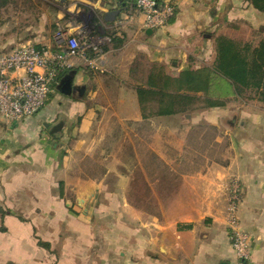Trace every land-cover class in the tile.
I'll list each match as a JSON object with an SVG mask.
<instances>
[{"label":"crops","instance_id":"1","mask_svg":"<svg viewBox=\"0 0 264 264\" xmlns=\"http://www.w3.org/2000/svg\"><path fill=\"white\" fill-rule=\"evenodd\" d=\"M57 1L63 5L47 11V31L23 44L64 54L66 40L57 41L55 34L62 31L68 37H78L82 24L69 22L67 16L79 11L90 14L91 35L104 39L98 52L88 50L85 57H67L63 68L68 72L57 79L36 114L12 123L0 116V264L20 261L17 229L26 232L25 240L33 236L31 227L35 224L22 221L18 215H67V204L63 208L56 200L67 195L68 182L77 183L78 200H89L87 211L94 207L93 201L100 197L97 193L104 192V179L111 170L92 177L79 172L73 180L69 168L81 166L73 155H89L84 152L87 134L108 118L120 125L150 121L155 126L156 145L151 150L155 162L172 176L167 180L171 184L169 195L153 187L159 179L144 169V163L135 180L141 184L140 198L171 199V208L159 206L155 215L127 209L140 222L145 236L141 257L146 264L235 263L227 224L233 182L240 186L239 227L249 237L247 264H264V105L239 102V114L235 116L239 118V130L230 132L235 139L231 138L232 143L225 149L231 155L213 158L208 153L212 142L220 144L228 136V129L222 130L218 124L229 106L184 117L143 119L135 92L143 84L141 73L148 64L173 69L175 75L188 68L211 67L215 37L227 35L229 27L248 17H259L260 12L244 0H163L173 6L174 16L164 27L149 31L142 29V18L133 12L135 0ZM114 12L119 13L112 21H105L104 15ZM169 120H177L170 127L174 135L170 147L165 143ZM215 127L218 135L212 139L209 135ZM100 165L110 167L109 163ZM121 165L113 161L111 167ZM130 177L124 169L119 174L122 190L104 193L109 197H129L128 193L135 189L130 186ZM54 182L64 183L63 195L55 194ZM129 263L132 264L131 256Z\"/></svg>","mask_w":264,"mask_h":264},{"label":"rangeland","instance_id":"2","mask_svg":"<svg viewBox=\"0 0 264 264\" xmlns=\"http://www.w3.org/2000/svg\"><path fill=\"white\" fill-rule=\"evenodd\" d=\"M62 5L57 0H11V4L0 11V53L26 43L29 38L42 35L47 31V26L44 25L45 20L48 24L47 11H50V8L61 9ZM82 12H73L67 16V19L69 22L82 24V30L86 34H91V16L87 12H84L83 15ZM259 15V17H248L247 21H240L233 28L229 27L227 35L224 36L241 42L249 41L256 45L264 38V14L259 13ZM146 66V70L141 73L142 82L146 80L151 64ZM164 71L171 76L175 75L173 69L166 70L164 67ZM223 91H226L227 95L223 96L217 88H212V95H210L212 99L219 98L224 102V107L229 106L228 113L222 115L221 124H218L222 130L228 129V136L220 144L212 142L208 153L213 158L223 157V155L230 157L231 154H227L225 149L229 147L226 145L232 143L231 138L235 139V135L230 132L239 127V118H236V114H239V102L241 104L250 102L247 100L248 94L239 99V96L231 94L232 91L226 88ZM202 106L204 105L200 104L195 107L194 112L207 110ZM233 114L235 115L233 116ZM186 115H181V117ZM179 119V121L187 120V118ZM173 123H177V120L175 122L169 120L166 125L169 128L165 132V143L167 142L169 147L174 143V135L170 129ZM154 127L150 121L142 123V125H120L116 120L109 118L93 126L87 134V143L84 146V152L89 155H73V160L80 162L81 166L78 168L74 165L70 166V177H76L79 172H83V176L92 177L101 174L103 170L104 172L111 170L104 179V192L119 189L121 191L123 182H119V174L125 169L131 174L130 178L133 181L130 186H134L135 189L131 194L128 193L129 197L127 198L109 197L104 192L97 193L100 197L93 201L94 207L87 211L86 208L90 207L89 200L85 199L83 203L78 200L77 183L75 181L68 182L67 195L56 200L63 208L64 204H67V215L65 213L58 217L41 212L17 216L22 221H29L35 226L31 227L33 236L27 240H25L26 236H23L25 231L17 229L20 237V261L11 263L23 264L21 263L23 261L24 264L28 262H30L29 264H130L131 256L132 264H139L140 260H142L140 264H146V259L141 257L144 251L145 236L140 231V222L133 219V215L130 216L127 209L132 207L136 212L141 209L155 215L159 206L166 209L171 208L170 198H140L141 184L135 181L139 177L140 164L144 163V169L153 172L159 179V182L154 183L153 187L161 190L159 193L162 195L171 193L167 192L170 190L168 186H171L170 183L168 185L167 180H171L172 176L168 175L167 168L156 164L155 155L151 151L156 145ZM122 128H125L126 133ZM217 128H213L210 132L209 136L212 139L218 135ZM175 141L177 144L179 140ZM87 149L91 151H87ZM113 161L122 164L121 167H111ZM146 162L148 167L145 166ZM108 163L110 167L100 165ZM56 182L53 184V190L61 196L65 185ZM24 228L23 230L28 229V227ZM39 242L49 244V249L39 246Z\"/></svg>","mask_w":264,"mask_h":264},{"label":"trees","instance_id":"3","mask_svg":"<svg viewBox=\"0 0 264 264\" xmlns=\"http://www.w3.org/2000/svg\"><path fill=\"white\" fill-rule=\"evenodd\" d=\"M244 1L264 14V0ZM157 2L163 4L164 1ZM9 4L11 0H0V11ZM67 72L62 68L57 79ZM212 88H217L223 96L227 95L223 91L226 88L239 99L248 94V101L264 105V38L253 45L249 41L218 35L211 67L188 68L171 76L162 66L151 64L146 80L135 88V92L142 118L149 119L189 114L200 104L204 105L203 109L224 107L219 98L210 97ZM38 245L49 249L47 243L39 242Z\"/></svg>","mask_w":264,"mask_h":264},{"label":"built area","instance_id":"4","mask_svg":"<svg viewBox=\"0 0 264 264\" xmlns=\"http://www.w3.org/2000/svg\"><path fill=\"white\" fill-rule=\"evenodd\" d=\"M133 12L142 18L143 30L164 27L175 13L171 4H159L157 0H135ZM55 37L59 42L66 40L64 54L31 44H21L8 53L0 54V116L5 121L18 122L40 111L57 84L58 73L67 57H85L88 50L98 52V45L104 39L83 30L78 37H68L62 31L56 32ZM239 203L240 186L233 182L227 207L229 239L237 258L233 264H247L249 237L239 227Z\"/></svg>","mask_w":264,"mask_h":264},{"label":"water","instance_id":"5","mask_svg":"<svg viewBox=\"0 0 264 264\" xmlns=\"http://www.w3.org/2000/svg\"><path fill=\"white\" fill-rule=\"evenodd\" d=\"M118 13H119V12H114L113 14L106 13V14L104 15V19H105V21H112V20L114 19L115 15L118 14ZM149 31H151V30H149ZM68 78H69V77H68ZM68 78H66V79H68Z\"/></svg>","mask_w":264,"mask_h":264}]
</instances>
